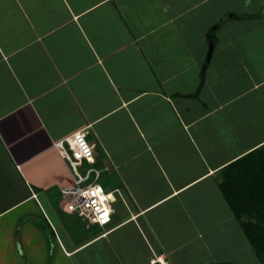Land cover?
<instances>
[{
	"label": "crops",
	"instance_id": "crops-1",
	"mask_svg": "<svg viewBox=\"0 0 264 264\" xmlns=\"http://www.w3.org/2000/svg\"><path fill=\"white\" fill-rule=\"evenodd\" d=\"M81 130L106 227L60 195ZM263 145L264 0H0V264L229 262L221 196L218 251L251 258L220 184Z\"/></svg>",
	"mask_w": 264,
	"mask_h": 264
},
{
	"label": "built area",
	"instance_id": "built-area-1",
	"mask_svg": "<svg viewBox=\"0 0 264 264\" xmlns=\"http://www.w3.org/2000/svg\"><path fill=\"white\" fill-rule=\"evenodd\" d=\"M67 163L73 186H59L60 195L69 204V212L84 218L89 225L106 227L112 222L115 191H107L101 184V171L95 166V144L81 130L54 143Z\"/></svg>",
	"mask_w": 264,
	"mask_h": 264
},
{
	"label": "trees",
	"instance_id": "trees-1",
	"mask_svg": "<svg viewBox=\"0 0 264 264\" xmlns=\"http://www.w3.org/2000/svg\"><path fill=\"white\" fill-rule=\"evenodd\" d=\"M223 178L220 189L239 232L247 239L258 264H264V145L225 167Z\"/></svg>",
	"mask_w": 264,
	"mask_h": 264
},
{
	"label": "rangeland",
	"instance_id": "rangeland-1",
	"mask_svg": "<svg viewBox=\"0 0 264 264\" xmlns=\"http://www.w3.org/2000/svg\"><path fill=\"white\" fill-rule=\"evenodd\" d=\"M101 184L105 187V188H110V189H113L114 188V185H113V183L112 182H106L105 181V179H104V177L103 178H101ZM110 186H109V185ZM107 186H109V187H107ZM221 199H220V201L218 202V201H216V199L213 201V202H211V201H205L204 202V208L206 207V206H208V207H210V208H212L213 210H214V216H215V212H216V210H224L223 211V213L221 214V215H219L218 217H216L215 216V222H214V225H213V228H215V227H218V231H215V232H212V233H214L215 234V236L217 237V239H215L214 240V242H212V243H209V245L210 246H213L212 247V250L214 251V252H216L215 253V255L217 256V254L218 253H221V254H223L224 256H223V258H225V259H228V260H230L229 262L230 263H235V264H258V261L255 259V257H254V255L251 253V258L250 257H248V255H246L247 256V259H246V257L245 256H243L241 253H246L247 251L245 250H240V249H238V251L236 252V253H234L233 251H218V246H219V242L220 241H222L225 245H227L228 247H231V244L232 243H230V240L228 239V233H231L232 234V229H231V227L230 226H226V224L229 222V221H231L232 220V218H231V216H233L232 215V213L231 214H229L228 212H227V207H224V205L223 204H221V202H223L222 200H223V198H222V196L220 197ZM214 203V204H213ZM219 220V224H217L216 222ZM215 226V227H214ZM80 231V230H79ZM81 232V231H80ZM72 233V235L73 236H75V235H77L76 233H74V232H71ZM205 240L206 241H209L208 239H206L205 238ZM217 246V247H216ZM247 249V248H246Z\"/></svg>",
	"mask_w": 264,
	"mask_h": 264
},
{
	"label": "water",
	"instance_id": "water-1",
	"mask_svg": "<svg viewBox=\"0 0 264 264\" xmlns=\"http://www.w3.org/2000/svg\"><path fill=\"white\" fill-rule=\"evenodd\" d=\"M212 51H213V42L211 43V47H210V52H209V56L208 58H210L211 54H212ZM205 74V72H203V75Z\"/></svg>",
	"mask_w": 264,
	"mask_h": 264
},
{
	"label": "clouds",
	"instance_id": "clouds-1",
	"mask_svg": "<svg viewBox=\"0 0 264 264\" xmlns=\"http://www.w3.org/2000/svg\"><path fill=\"white\" fill-rule=\"evenodd\" d=\"M159 263L160 264H166L165 261H164V259H161V258H160V262Z\"/></svg>",
	"mask_w": 264,
	"mask_h": 264
}]
</instances>
